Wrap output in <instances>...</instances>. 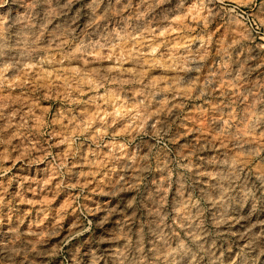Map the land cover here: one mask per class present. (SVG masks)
Instances as JSON below:
<instances>
[{
    "label": "clouds",
    "instance_id": "obj_1",
    "mask_svg": "<svg viewBox=\"0 0 264 264\" xmlns=\"http://www.w3.org/2000/svg\"><path fill=\"white\" fill-rule=\"evenodd\" d=\"M28 2L22 40L0 45V60L47 45L60 54L61 67L39 79L25 72L36 64L19 67L23 57L0 67V100L9 88L19 89L21 98V107L7 116L8 105L0 103V189L4 178L16 179L17 166L48 164L47 181L38 183L42 190L74 186L83 198L89 181L99 177L108 185L99 199L111 203L97 215L78 207L88 226L67 239L14 225L16 231L0 237V264H38L45 254L41 245L61 241H90L77 264H93L94 258L96 264H264V0H198L194 35L169 27L176 41L169 51L121 53L116 46L111 57L102 55L107 36L103 45L81 40L85 25L96 31L102 15L91 21L78 16L77 0ZM221 23L225 31L215 34ZM66 63L72 65L67 71ZM13 69L17 75L9 77ZM201 119H211L233 150L217 153L216 142L203 135L194 140L205 130L195 127ZM54 147L62 149L58 156ZM79 161L89 171L74 173ZM77 176L81 182L74 185L65 180ZM53 179L60 189L49 188ZM7 195L0 191V208ZM254 208L260 211L250 220L228 227ZM101 220L93 231V222ZM228 232L235 239L225 244L219 237Z\"/></svg>",
    "mask_w": 264,
    "mask_h": 264
},
{
    "label": "rangeland",
    "instance_id": "obj_2",
    "mask_svg": "<svg viewBox=\"0 0 264 264\" xmlns=\"http://www.w3.org/2000/svg\"><path fill=\"white\" fill-rule=\"evenodd\" d=\"M80 3L81 11L78 16L87 15L89 21L95 17H101L99 25L94 32H88L87 29L92 27L89 23L85 25V30L81 35V40L88 43V39H97L103 45L104 37L107 36L109 47L105 49L102 55L111 57L113 52L112 47L119 46V52L123 53L126 50H139L140 52H149L159 47L161 53L169 51L175 45L176 41L172 36L167 34L169 27L175 29L178 27L185 28L186 31L193 35L200 29L199 15L193 9L197 7L198 0H163L162 4H157L156 0H77ZM174 5V7H169ZM163 8L162 10H160ZM31 5L28 0H0V22H4L6 31L0 33L3 38L0 39V45L13 44L22 40L24 31L22 21L30 20ZM190 14L189 18L181 20L182 15ZM179 22V23H178ZM225 31L223 23L216 25L215 34ZM159 33L158 35L156 33ZM264 33V29H261ZM173 35H176L174 32ZM180 36H184L181 32ZM177 36V39L180 38ZM227 33L225 32V37ZM187 40V37L184 36ZM51 41L49 40V44ZM259 50V49H258ZM23 68L24 63L36 64L35 69H26L25 72L34 73L35 78L39 79L45 72L51 74L52 70L59 69L60 54L50 51L47 45H41V51L29 52L27 54L17 51L7 53L5 59L0 60V67L7 62L8 59L20 58ZM64 70L67 71L72 65L65 64ZM9 77L17 75L16 69L8 73ZM5 99L0 100V103L7 104L4 109L5 116L13 110H18L21 107V98L19 89H6L3 93ZM26 112V110H25ZM195 113L191 120H196ZM4 121H0V124ZM188 127H192L189 121L185 122ZM236 125L235 118L233 119ZM196 128L204 127V132L195 133L194 140H199L201 135L208 138L209 141L216 142L217 153L223 150L232 151L231 143L226 142L225 138L220 135L219 130L212 124L211 119L199 120L195 124ZM230 139V137H229ZM62 149L53 148V154L59 155ZM261 165H264V158L260 160ZM259 166V161L257 167ZM51 165H33L31 169H23L17 166L13 175L15 180L4 178L3 188L0 191L8 193L5 200L8 202L6 207L0 208V237L8 235L16 228L23 229L27 227L32 234H40L46 238L49 233L53 238L67 239L70 234L75 232L79 227H87L84 213L77 211L78 207L87 209V215H97L107 209L111 200L102 201L99 199L107 195V181L99 177H93L90 181V190L86 196L81 198L77 188H63L60 191H44L42 186L38 187L40 181H47L50 175ZM73 172L89 171L88 166L83 161L72 165ZM256 170V167L253 168ZM259 173L253 172V177ZM69 184L81 182L79 177L75 180H69L65 177ZM19 181V182H17ZM261 181H257L259 185ZM60 189V184L55 179L49 184V188ZM75 198V199H74ZM79 200V205L76 201ZM260 211L254 208L248 215H238L234 218L231 228L238 221H248L251 217ZM75 217V219L73 218ZM71 221V224H69ZM119 223V221H118ZM16 226L14 228L13 226ZM65 225H68L65 228ZM103 221H94L91 225L93 231L97 227H101ZM28 234L27 232L25 233ZM219 239L229 244L235 239L231 232L219 237ZM90 241H83L79 246H74L75 241L71 245H65L63 241L58 244H52L51 248H47L46 244L41 245L42 251L45 254L38 258V264H57V261L62 264H77V257L80 256L84 245ZM93 264H96V259H93Z\"/></svg>",
    "mask_w": 264,
    "mask_h": 264
},
{
    "label": "bare ground",
    "instance_id": "obj_3",
    "mask_svg": "<svg viewBox=\"0 0 264 264\" xmlns=\"http://www.w3.org/2000/svg\"><path fill=\"white\" fill-rule=\"evenodd\" d=\"M87 165V164H86ZM88 171V170H87Z\"/></svg>",
    "mask_w": 264,
    "mask_h": 264
}]
</instances>
